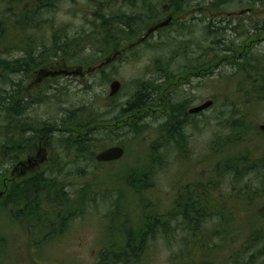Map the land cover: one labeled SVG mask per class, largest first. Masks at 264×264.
I'll return each instance as SVG.
<instances>
[{
	"label": "rangeland",
	"instance_id": "obj_1",
	"mask_svg": "<svg viewBox=\"0 0 264 264\" xmlns=\"http://www.w3.org/2000/svg\"><path fill=\"white\" fill-rule=\"evenodd\" d=\"M224 1L184 0V8L177 12L173 0L0 1V95L16 87L6 78L20 79V96L13 100L27 99L18 115L0 107V143L9 144L13 139L7 128L19 125L25 131V149L18 151L17 159L0 155V181L12 177L4 185L0 182V264H98L106 255L99 250L105 245L132 257L143 250L130 263L122 256L115 262L110 258L106 264H222L238 257L264 262V255L251 257L264 244V210L256 201H240L233 190L234 184L238 188L255 185L246 180L254 173H242L246 178L232 183L230 176L236 171H225L233 163L242 168L246 159L253 158L249 159L253 162L264 151V136L258 128L264 124V42H259L264 31L254 30L264 19V2ZM167 3L175 21L131 48L148 25L166 18L162 7ZM124 28L129 32L124 33ZM13 32L19 33L18 38ZM124 48L131 49L110 59L116 49ZM17 58L25 69L13 75L7 70ZM102 63L103 68L91 71ZM216 63L220 65L215 67ZM65 64L82 66L84 76H59L31 85L35 70L48 65V70H56ZM114 79L121 87L110 97L109 84ZM137 91L148 92L153 98L150 104L135 112H122ZM205 100H213L212 106L183 117L180 125L167 118L168 106L187 110ZM80 109L84 115L93 113L97 120L91 151L77 155L62 146L65 138L73 143L78 134L62 119ZM42 122L52 125L37 147L27 131ZM173 123L181 130L176 139L169 140L162 127ZM15 132L19 134L18 129ZM16 142L19 146L21 141ZM244 143L249 153H245ZM220 144L227 151L219 152ZM114 145L124 149L120 159H95L97 153ZM32 162L37 164L36 173H46L57 182L68 180L71 184L66 190L74 197L88 186V199L82 204L85 209L77 207L82 214H75L41 253L29 247L27 215L7 204L5 197L10 182L16 180L17 184L33 173L29 171ZM180 174L182 182L193 176L204 181L212 175L214 180L209 194L213 210H182L186 225L177 210L170 209ZM142 175L144 181L139 182L136 177ZM44 204L45 200L41 207ZM259 204L264 205V199ZM223 207L237 210H221ZM190 211L195 214L192 223ZM157 212L165 219L161 236L147 239L138 250L109 244L118 238L116 230L123 215L125 227L142 234L145 221L161 220ZM252 241L255 243L247 245Z\"/></svg>",
	"mask_w": 264,
	"mask_h": 264
},
{
	"label": "trees",
	"instance_id": "obj_2",
	"mask_svg": "<svg viewBox=\"0 0 264 264\" xmlns=\"http://www.w3.org/2000/svg\"><path fill=\"white\" fill-rule=\"evenodd\" d=\"M175 2L176 7H178L176 9L177 11H181V8H184V0H173ZM230 0H225L224 3H228ZM40 2V0H39ZM49 3L48 0H44V4ZM173 3V2H172ZM183 3V4H182ZM182 4V5H181ZM218 8V7H217ZM129 28H124L123 32L124 33H128ZM257 29L256 27L254 28V30ZM108 39V38H107ZM114 38H111V42L113 43ZM114 46H119V44H114ZM231 58H233L234 56H230ZM241 56H236V60H240ZM235 58H234V63L236 62ZM24 65L23 61L21 62V69L24 70ZM219 63L215 64L216 66H219ZM200 67V65H199ZM199 71H202L201 68ZM208 71V70H205ZM200 73V72H199ZM202 74V73H201ZM11 93V92H10ZM9 92L4 91V93H2L0 95V100L3 99V104H1V108L5 109L7 112H13L15 110V115H18L22 112L24 106L26 105V100H20L19 106L18 104L14 103L13 100V95H11ZM152 97L150 96V94L147 92H143V91H137L133 98L130 99L129 101H127L122 109V112L125 113H131V112H135L139 109H141V107L145 104H150V102L152 101ZM4 106V107H3ZM23 107V108H22ZM182 106L177 107L175 109L174 106H168V110L169 113H167V118L171 119L173 118V121L176 119V115L179 111V109H181ZM82 110H74L72 114V116H67V118L62 119V122H66L69 121V123L75 128V131H78V134L75 136V139L73 140V143L70 142V139L65 138V143L62 142V146L65 147L67 152H75L77 155H79L82 151L86 152V151H91L89 149V147H91V145L93 144L92 141L94 140V131L96 126H94L95 121L97 120L94 116L93 113L91 114H86L84 115L82 112ZM185 110L182 109V112H184ZM79 113L78 116H75V113ZM93 112V111H92ZM201 113V112H200ZM186 114V113H185ZM13 118V116L11 117ZM14 119V118H13ZM12 119V120H13ZM52 125V123L50 122H42L40 124H38V126L32 127L31 132L27 131V133L31 134V138L35 139V145L38 147L40 146V141L43 139L44 140V136H46L49 133V129L50 126ZM180 125V122H179ZM175 123H173L171 126H164L162 128H165V130L162 132L163 136L165 137L167 135V137L169 136V140H174V138L176 139V137L178 136V132L181 130V127H179V129H177V127L179 126ZM15 127V126H14ZM20 127V128H19ZM170 128H173V132H171ZM9 131H11V139L10 142L11 143H0V155L5 157V159H9L11 158V160H15L17 159V157L15 155L18 154V151L22 152L25 149V145L22 139L23 138V132L24 128H21V126H17L16 129H18L19 134H17V132H15V128H7ZM177 129V130H176ZM176 130V132H175ZM179 130V131H178ZM171 132V133H170ZM21 135V137H19ZM21 138V140H20ZM166 138V137H165ZM16 141H21L20 145L17 146V142ZM225 144H220L219 145V152H225L227 151V147L226 149H224ZM246 150L245 153H249L247 146H245ZM212 151L213 148H211ZM241 152V151H240ZM93 153V152H92ZM11 154V155H10ZM7 155H10L9 158H7ZM239 155V154H238ZM208 157H211V155H207ZM231 156H236V155H231ZM241 156V155H239ZM248 158V157H247ZM238 159V158H237ZM249 159H253V158H249ZM249 159H246L244 165H242V168H239L238 166H236L233 163V166H225V171H229V170H235L236 174H231L230 179L232 181V183L234 182H240V180L242 179L243 175L242 173H245L247 171H249L248 173H254L252 178H248L246 179L247 181L250 182H254L255 185H249L246 184L243 188H238L236 187V185H233V190L236 193V197L240 199L241 198L244 199L246 202L249 203H253L254 201H256L257 203H255V205L259 206V201L261 199H264V162L263 165L258 164L257 161L254 159L253 162L249 161ZM9 160V161H11ZM236 160V159H235ZM239 160H241V157H239ZM245 160V159H244ZM58 165V164H57ZM59 166V165H58ZM227 167V168H226ZM244 167V170H243ZM230 168V169H229ZM33 172L32 174H30L26 180L22 181V182H18L17 184H15L16 180H14V182H10L9 183V190H8V194L5 196L7 197V204H11L12 206H16L18 207V209L20 210V213H24L25 215H27L26 220H27V233H28V243H29V247L31 250L35 249V251H37V253H41L43 251V249H46L47 247L51 246V243L54 241V239H56L57 237H59L62 232H64V230L67 227V224L69 222L70 219H72V217L76 214V215H81L82 213L80 212V210H77V207H83L84 208V199H88L87 198V189L88 186H83L81 188V190H79L80 192H82L81 194H78L76 197H74V195L72 196L70 189L69 191L66 190V187L69 186V184H71L68 180L65 181V179L63 178L60 181L57 182L56 178H48L46 173H39V172H35V170L30 171V173ZM57 173L54 171L53 175ZM54 175V176H56ZM59 175V174H58ZM83 173H81L79 176H82ZM145 175H142L140 178H138V176L136 177V179H139L140 181H144L143 177ZM246 177V176H245ZM1 178V177H0ZM3 180V179H2ZM256 180H259L256 182ZM11 181V180H9ZM214 181V180H213ZM137 183V182H136ZM6 188V187H5ZM48 188V189H47ZM52 192V193H50ZM257 195V196H255ZM261 195V196H260ZM72 196V197H70ZM75 198V199H74ZM43 200H45L47 202V204H44V206L41 207ZM42 202V203H41ZM85 209V208H84ZM170 209L174 210V207H170ZM169 208L166 210H170ZM65 210V211H63ZM176 211V210H175ZM174 211V212H175ZM118 212V210H117ZM81 213V214H79ZM158 217L161 218L160 221H155V219H150L148 221H145L143 224V227L141 228L142 234H138L137 231L134 233V228H132L131 226H127L125 227V220H124V215L122 216V220L119 221L118 225L119 228L116 230L118 233V238L116 237V239H112L109 241V244L111 243L112 245H120L121 247H126L128 250L130 247H132V249L135 247L136 250H138L140 247H144V245L146 244V240L150 239L152 236L157 235L158 237L162 235L161 233V226L163 225V223L161 221L165 220L164 218L162 219V217H164L163 213L157 212L156 213ZM198 225H200V219L198 218L197 221ZM178 224H180V220L178 222ZM115 225V224H114ZM181 225V224H180ZM155 228V229H154ZM195 229V228H194ZM104 230V229H103ZM192 230V228H191ZM155 231V234H152V232ZM193 231V230H192ZM129 232V233H128ZM59 235V236H57ZM199 242H204V240H200ZM255 242H250L247 245H251L254 244ZM256 247V246H253ZM111 246L105 245L103 247H101L99 250H101L102 252H104V257H102V259H98V264H106V262L110 259L113 262H115L116 258H120L122 256L127 258V262L125 263H130L133 261V257L137 258L138 254L143 250L139 249L138 254H134L132 257V254H121L119 251H115V250H111ZM145 251V250H144ZM244 250H241V254H243ZM188 254V252H186ZM263 253V254H262ZM142 254V253H141ZM141 254L139 256H141ZM264 255V244L261 245V248H259L257 250V252H254V255H251V257L253 258V256H257V255ZM113 256V257H111ZM189 256H191V254L189 253ZM115 259V260H114ZM113 264V263H112ZM202 264H209L207 262H203ZM222 264H256L255 261H250V260H242L240 257H238L237 259H228L225 260ZM262 264H264V262H262Z\"/></svg>",
	"mask_w": 264,
	"mask_h": 264
},
{
	"label": "flooded vegetation",
	"instance_id": "obj_3",
	"mask_svg": "<svg viewBox=\"0 0 264 264\" xmlns=\"http://www.w3.org/2000/svg\"><path fill=\"white\" fill-rule=\"evenodd\" d=\"M0 1H3V0H0ZM259 2H264V0H259ZM162 10L164 13L167 14L166 19H169V22H168V25L163 27L162 29H158L157 31L155 32H152L150 33L145 39L147 40L150 36H152L153 34H159L160 32H162L166 27L170 26V24L172 22L175 21V16L173 14V12L170 10V7H169V3L167 4H164V6L162 7ZM160 19H157V20H154L152 22V24L148 25L143 33V35L140 37L143 38V36L145 35L146 31L152 26L154 25L155 23L159 22ZM257 30L262 32L264 31V19L262 21H259L258 22V25L256 26ZM256 30V31H257ZM19 33L17 32H13V37L15 38H18V35ZM145 40V41H146ZM144 41L142 40V43ZM259 42H264V32L262 33V35L260 36V39H259ZM135 46H132L131 48H133ZM131 48H128V49H119V50H115L113 53H112V56L110 57V59H113L114 60L118 57H120L126 50H130ZM115 56H117L115 58ZM109 58V57H108ZM105 63H102L100 64L97 68H92L91 71H94V70H98V69H101L103 68L102 66H104ZM51 65H48V67H50ZM82 66H70L68 64H65V67L64 68H61V69H56V70H48L47 68H44V69H40V70H35L33 73L36 74V78H34L32 81H31V85H35L37 86L38 82H42V81H45V83L49 82L50 81H53L55 79V77H59V76H63V77H70L72 76L73 74H79L80 77H83L84 76V73L82 72ZM22 69L20 68V60L17 58L14 60V63H13V66L10 67V71L7 70L10 74H13V75H19L20 71ZM50 72H57L54 76H51V75H48V73ZM37 75H40L39 77H37ZM5 81H9L10 85L12 86H16L14 87L13 91L10 93L11 95L13 96H17L19 95L20 96V90L17 89L18 86L21 85V82H20V79H7ZM41 85V84H40ZM20 99H16L14 101L15 104H18L19 106V102ZM19 102V103H18ZM204 102V101H203ZM201 102V103H203ZM200 103V104H201ZM1 104H3V99L0 100V107H1ZM4 107V106H3ZM149 108V106H148ZM168 109V108H167ZM182 109H184V107H182L181 109H179L177 115H176V119L175 121L176 122H180L182 121L183 117L185 118L186 116H191L190 114H193V113H190L189 112V109L185 110L184 112H182ZM146 112L149 114V110H146ZM201 112H204V111H201ZM14 113H15V110H14ZM146 113V114H147ZM166 113H169V110H167ZM186 113V114H185ZM198 114V113H197ZM189 122H186L185 124L188 125ZM260 125L262 124H259L258 128L260 129ZM261 133H259L260 136H264V130H261ZM258 133V132H256ZM244 145L246 146V143H244ZM257 147V146H255ZM264 149V147H263ZM249 150V149H248ZM259 158V159H258ZM258 158H255L257 159L258 161H260L259 164L263 165L262 162H264V151L262 153H260V155L258 156ZM21 161H19L18 165H21ZM34 164V165H33ZM37 164L36 163H33L32 162V165H30L29 167V171H33L35 170V168L37 167L36 166ZM28 167V166H27ZM26 167V168H27ZM180 171V170H179ZM210 175V174H208ZM207 174L204 175V176H208ZM11 176V175H10ZM212 176V175H210ZM210 176L208 178H206V180L204 181H201V180H198L196 181V179L194 180V176H193V179L192 178H189V180H186L185 182H182V175L180 174L179 175V178H178V181H177V185H176V190H175V197H174V210H177L178 212V215L182 218L181 219V223H184V225L187 224V221L186 219L183 218L182 216V210H213V198L211 197V185L213 183V178H210ZM253 177V176H252ZM250 177V178H252ZM244 178H246L244 176ZM12 177H5V179H3L2 181L0 182H3V185L5 184V181L6 180H11ZM259 181V180H256V182ZM5 187V186H4ZM241 188H243V185H241ZM198 190H201V191H198ZM259 203V202H258ZM261 209L260 210H264V205L259 206ZM216 210H220L219 207L216 208ZM221 210H237V208H228V207H223ZM190 222L192 223L193 222V219H194V216L195 214L190 211ZM193 217V218H192ZM190 228V226L188 227Z\"/></svg>",
	"mask_w": 264,
	"mask_h": 264
},
{
	"label": "water",
	"instance_id": "obj_4",
	"mask_svg": "<svg viewBox=\"0 0 264 264\" xmlns=\"http://www.w3.org/2000/svg\"><path fill=\"white\" fill-rule=\"evenodd\" d=\"M169 22V19H166L164 21L155 23L154 25H152L145 33V35L143 36V38L140 39V41L144 40L150 33L154 32L155 30H158L159 28L167 25ZM108 61V60H107ZM57 72H50L48 73V75L54 76ZM110 90H109V96H113L115 95L118 90L121 87V82L117 79H114L110 84H109ZM212 101L211 100H207L199 105L193 106L191 109H189L190 113H197L199 111H203L205 109H207L208 107H210L212 105ZM260 129L264 130V124L260 125ZM124 153V149L122 146L119 145H114V146H110L104 150H102L101 152L97 153L95 155V159L99 162L102 161H113V160H117L119 158L122 157ZM31 160H27V162H30ZM22 164V163H21Z\"/></svg>",
	"mask_w": 264,
	"mask_h": 264
}]
</instances>
